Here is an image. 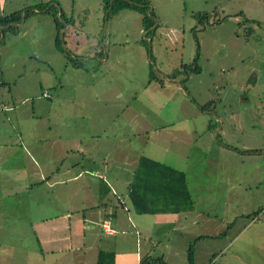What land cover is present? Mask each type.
<instances>
[{"label": "rangeland", "instance_id": "rangeland-1", "mask_svg": "<svg viewBox=\"0 0 264 264\" xmlns=\"http://www.w3.org/2000/svg\"><path fill=\"white\" fill-rule=\"evenodd\" d=\"M40 4L52 10L32 9ZM53 7L56 15L62 9L73 17L60 36L63 51L54 45ZM27 9L34 13L0 36V102L14 107L0 110L2 167L23 161L14 140L37 142L46 127L58 128L68 118L61 130L73 131L76 147L87 141L100 151L97 155L108 151L114 175L122 168L135 175L142 155L160 157L184 172L191 202L182 197L166 202L167 196L159 195L142 214L147 231L158 227L156 235L171 240L174 252L167 250L166 264H188L190 242L193 264H264V0H149L154 24L148 36L143 13L105 10L104 0H0L2 16L23 15ZM197 52L199 71L193 64ZM81 55H86L84 68L92 65L95 71L69 65L70 58ZM106 55L107 62H101ZM103 73L112 86L106 96L109 110L98 112L101 119L90 112L89 101L88 111L82 103ZM147 83L149 94L160 92L156 98H147ZM8 87L12 95L5 98ZM54 88L59 99L46 115L43 101L50 99L42 95L45 90L56 97ZM93 120L101 123L97 131ZM104 124L109 126L105 131ZM114 158L124 163L115 164ZM20 175H0V189H6L0 194V264H24L26 254H33L28 247L38 248L32 229L23 224L31 218L27 204L38 202L43 190L34 182L40 178ZM111 179L113 187L124 186ZM32 183L36 186L29 194ZM112 191L104 193V201L121 213ZM83 192L78 199L90 205V195Z\"/></svg>", "mask_w": 264, "mask_h": 264}, {"label": "crops", "instance_id": "crops-1", "mask_svg": "<svg viewBox=\"0 0 264 264\" xmlns=\"http://www.w3.org/2000/svg\"><path fill=\"white\" fill-rule=\"evenodd\" d=\"M65 26L66 28L64 27V29L61 30L62 33L70 28L69 24ZM99 49V52L97 50L95 51L97 56L102 53L101 48ZM77 56L80 55L78 54ZM85 56L86 55H81V58H76V60L80 61L77 65L71 62L69 65L72 68L81 69V71H85V73L89 74L91 70L95 71V68L92 65L84 68L81 64V60H86V58L84 59ZM115 57L116 55L114 58ZM107 60V55L104 60L100 59V61H104V63L107 62ZM119 60H121V58L117 55L115 61ZM116 70H118L119 73L121 71L119 67H116ZM108 71L105 70L104 72L107 73ZM107 74L103 73V78H97L95 86L92 87V92H89L91 94L86 93L87 100L82 103V106L88 111L89 106L87 101H89L90 112L98 115L100 118L102 115L100 116L99 113L102 111L106 112V109L109 110L110 107L111 98L108 99L107 97L110 93L112 82L110 79L107 81L105 80ZM152 79L153 78H149L148 82H151L150 80ZM155 81H157L158 85L160 84L162 86L164 84V82H160L159 79ZM49 83L50 84L47 85L49 87H52L54 84H52L51 81H49ZM0 84L3 85L4 83L0 81ZM129 84L138 83L129 82ZM60 85L63 86L62 83ZM96 85L99 86L97 90ZM150 85L151 83H147L146 87H143L144 93H146L147 98H153L154 96V98H156L160 92H155V95L149 94L148 86ZM138 86L141 85L138 84ZM1 87L2 86H0V89H2ZM113 87L116 89V86ZM163 89V87L160 88V90ZM4 90L2 94H7L5 98H8V95H12L10 87ZM45 92L47 93V91L44 90L43 93ZM53 93L56 94L54 98L48 93L47 96L42 95L43 98L50 99V102L47 103L43 101L45 105V108L44 106L43 108L46 111V115L49 114V110L52 108L50 105H55L57 99H59V95H57L58 93L55 88L53 89ZM91 96L95 98L92 100H94L96 104L91 102ZM115 97L119 98L117 95H115ZM76 99V103H79L81 98L76 97ZM99 101H101V103L98 104L100 106L97 105ZM9 105L8 103L0 102V110H12L14 107L12 108ZM103 119L105 121L104 117ZM65 122L69 124L70 119L69 122L68 118L65 121H61L60 127L58 128L46 127V133L39 138L37 142L27 143L26 140H22V138L19 139L20 141L14 140L19 143L23 158L18 157L16 160L13 159L12 162L21 158L23 161L16 167L14 165H9L8 161L4 164L5 166L7 165L4 168L2 167L3 165L0 164V175L19 173L21 174V178H40L39 181L34 182H37L39 187L43 190V194L41 193L38 202H32L31 200V203L27 204L26 207L27 217L31 216V218L30 220L27 219V222L23 224V226H28L32 229L34 240H38V248L35 246L28 247L27 251H33V254H26L24 264H57L59 263V259L68 261L66 264H94L98 259L104 262L102 264H139L140 261L147 256L157 257L159 255L162 259L164 258L167 260V250L174 252L171 240L165 242V238L162 239L165 235H161L162 237L156 235L158 227L154 231L155 233L147 231V225L144 221L145 217L142 215L144 213L134 211V205L129 195V185L131 181L137 180L140 182L147 178L146 168L141 166L139 172L137 171L135 175L130 173L129 176L122 168L119 172L114 171V175L110 171L109 162H111V160L108 151L106 154L97 155L100 151H97L92 143L87 141L84 143L80 142V147H76L73 142V131L67 133L71 130L67 132L61 130V127L65 126ZM106 122L107 125H109L108 119H106ZM93 123L95 131H97L99 127L96 125L101 123L96 124L94 120ZM108 127L109 126L106 127L104 124L102 125V130L105 131ZM51 132L55 133L52 137L49 135ZM62 137L66 140L57 141ZM52 138H54V140H52ZM46 140H49L48 144ZM95 141L96 140H93V143ZM33 150H35V152ZM2 156L3 155L0 154V158ZM141 157H146L163 164V169L167 167L176 169V167L167 163L160 157L155 158L152 155H142L139 159ZM114 162L115 164L124 163V161H121L119 158H114ZM100 164H102V166H99ZM121 170L123 173L122 175L120 174ZM60 172L63 173V176ZM155 173L157 174V172ZM108 174H110L109 178ZM111 175L112 178L115 179L113 183L117 182L120 186L122 181L124 186L122 188L113 187L111 184ZM93 177L99 179L100 183L92 179ZM35 186V183H32V186L29 187V194H33L31 190ZM80 190H84L83 195H90V198L87 199L90 205L78 199ZM111 190L116 193L115 195L117 196L119 202L118 207L120 205L121 213L109 201H104V193ZM2 192L6 193V189H0V194ZM46 193L50 195L45 196ZM77 202L80 205H78ZM149 209H151V207ZM171 230H174V227H172ZM11 241L12 240H10V242Z\"/></svg>", "mask_w": 264, "mask_h": 264}, {"label": "trees", "instance_id": "trees-1", "mask_svg": "<svg viewBox=\"0 0 264 264\" xmlns=\"http://www.w3.org/2000/svg\"><path fill=\"white\" fill-rule=\"evenodd\" d=\"M47 4H40L35 6L32 9L42 10L45 9L46 11L50 12L52 10V6L46 7ZM124 8H131L143 13L142 18V27L145 35L148 36L153 31V24L154 19L150 17L152 15V11H148L149 9V0H104V9L113 12H118ZM32 9H27L20 15V12H13L9 15L2 16L0 15V33H5L6 31H13L16 27L14 23H19L21 17H26L29 13H34ZM54 22L56 26V34L54 37V45L58 51H63L61 46V33L60 29L65 24L73 25V17L65 15L64 11L60 9L58 15H56L57 8H54ZM63 19V22L61 21ZM7 25V26H6ZM6 26V27H5ZM15 32V31H14ZM63 35V33H62ZM145 42V41H144ZM147 45V43H146ZM198 52L196 53L195 57L193 58V64L195 65V70L199 71V67L197 65L198 61ZM69 62L77 65L79 60L69 59ZM179 72H177L178 74ZM175 74H172L174 77ZM256 149H248L246 151H253ZM139 164L146 168L147 171V178L138 182L137 180L131 181L129 185V195L130 199H132L133 207L136 212L138 213H145L150 211L149 209L152 204V200L156 198V196L164 195L163 197L167 196L166 202L168 199H173V202L176 200L177 197H182L183 200L191 202V194L186 185V176L184 172L173 169L171 167H167L163 169V164L150 160L146 157H141ZM157 172V174L155 173ZM157 178L159 181L155 180ZM164 201V199H163ZM257 213L254 212V215ZM200 236L197 237V239ZM194 251H193V244L192 242L189 243V247L187 248V258L188 264H193L194 259ZM103 255V254H101ZM104 263L101 259H98L94 264H102ZM139 264H166V262L162 259L161 256L153 257L147 256L143 258Z\"/></svg>", "mask_w": 264, "mask_h": 264}, {"label": "water", "instance_id": "water-1", "mask_svg": "<svg viewBox=\"0 0 264 264\" xmlns=\"http://www.w3.org/2000/svg\"><path fill=\"white\" fill-rule=\"evenodd\" d=\"M59 12H60V10H59ZM61 32V31H60ZM3 34H2V32L0 33V36H2ZM62 35V34H61Z\"/></svg>", "mask_w": 264, "mask_h": 264}, {"label": "built area", "instance_id": "built-area-1", "mask_svg": "<svg viewBox=\"0 0 264 264\" xmlns=\"http://www.w3.org/2000/svg\"><path fill=\"white\" fill-rule=\"evenodd\" d=\"M47 95H48V94L45 92V93H44V96H47Z\"/></svg>", "mask_w": 264, "mask_h": 264}]
</instances>
